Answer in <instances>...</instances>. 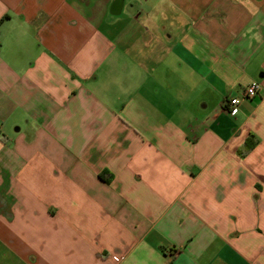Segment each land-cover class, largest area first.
I'll return each mask as SVG.
<instances>
[{
    "label": "crops",
    "instance_id": "obj_1",
    "mask_svg": "<svg viewBox=\"0 0 264 264\" xmlns=\"http://www.w3.org/2000/svg\"><path fill=\"white\" fill-rule=\"evenodd\" d=\"M0 264H264V0H0Z\"/></svg>",
    "mask_w": 264,
    "mask_h": 264
},
{
    "label": "built area",
    "instance_id": "obj_2",
    "mask_svg": "<svg viewBox=\"0 0 264 264\" xmlns=\"http://www.w3.org/2000/svg\"><path fill=\"white\" fill-rule=\"evenodd\" d=\"M259 90L260 83H253L247 87H243L236 94L230 95L224 100V109L232 116L237 115L240 110L241 101L254 97Z\"/></svg>",
    "mask_w": 264,
    "mask_h": 264
},
{
    "label": "trees",
    "instance_id": "obj_3",
    "mask_svg": "<svg viewBox=\"0 0 264 264\" xmlns=\"http://www.w3.org/2000/svg\"><path fill=\"white\" fill-rule=\"evenodd\" d=\"M256 144V141H255V139H249L247 142H246V144H245V146L243 147V151L242 152H247V151H249L254 145Z\"/></svg>",
    "mask_w": 264,
    "mask_h": 264
}]
</instances>
